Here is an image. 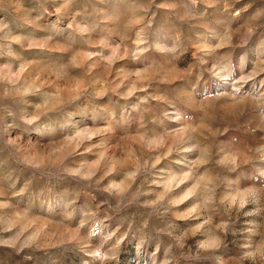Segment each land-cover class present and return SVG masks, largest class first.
Returning <instances> with one entry per match:
<instances>
[{
	"label": "rangeland",
	"instance_id": "1",
	"mask_svg": "<svg viewBox=\"0 0 264 264\" xmlns=\"http://www.w3.org/2000/svg\"><path fill=\"white\" fill-rule=\"evenodd\" d=\"M0 264H264V0H0Z\"/></svg>",
	"mask_w": 264,
	"mask_h": 264
}]
</instances>
